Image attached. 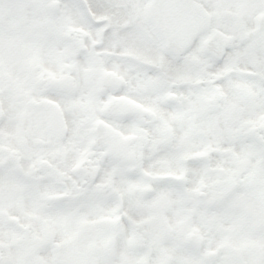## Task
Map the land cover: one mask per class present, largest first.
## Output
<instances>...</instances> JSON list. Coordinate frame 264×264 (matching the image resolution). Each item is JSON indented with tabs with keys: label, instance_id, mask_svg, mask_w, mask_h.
<instances>
[{
	"label": "snow or ice",
	"instance_id": "1",
	"mask_svg": "<svg viewBox=\"0 0 264 264\" xmlns=\"http://www.w3.org/2000/svg\"><path fill=\"white\" fill-rule=\"evenodd\" d=\"M0 264H264V0H0Z\"/></svg>",
	"mask_w": 264,
	"mask_h": 264
}]
</instances>
